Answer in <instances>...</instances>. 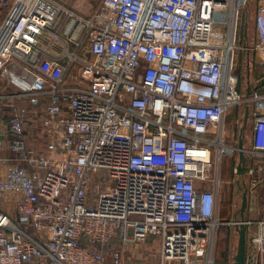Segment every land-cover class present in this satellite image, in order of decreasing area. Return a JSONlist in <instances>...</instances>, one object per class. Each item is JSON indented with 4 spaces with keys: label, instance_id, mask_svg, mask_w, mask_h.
Instances as JSON below:
<instances>
[{
    "label": "built area",
    "instance_id": "1",
    "mask_svg": "<svg viewBox=\"0 0 264 264\" xmlns=\"http://www.w3.org/2000/svg\"><path fill=\"white\" fill-rule=\"evenodd\" d=\"M249 1L100 0L84 14L58 0H4L0 80L16 92L7 96L12 157L0 159V204L15 211L0 207V264H143L129 250L152 235L162 264H190L194 254L214 264L217 229L241 225L245 264H264V85L247 94L242 82L264 81V0L255 43L240 45ZM249 51L254 63L239 58ZM34 108L41 146L27 135ZM225 183L246 191L244 216L241 199L221 218ZM115 238L110 255L96 246Z\"/></svg>",
    "mask_w": 264,
    "mask_h": 264
},
{
    "label": "rangeland",
    "instance_id": "2",
    "mask_svg": "<svg viewBox=\"0 0 264 264\" xmlns=\"http://www.w3.org/2000/svg\"><path fill=\"white\" fill-rule=\"evenodd\" d=\"M61 3H63L64 5H68L69 7H74V5H72L71 1L72 0H58ZM73 1H77V0H73ZM79 8H76L79 12L84 13V14H90L92 13L98 6H99V2L100 0H79ZM66 5V6H67ZM246 10L245 13L242 16V21L244 24H247V26L244 25V28L242 30V32L240 33V38H239V44L241 45L242 43H247V44H254L256 41V32H255V23H254V19H255V15H256V10H257V1L256 0H250L248 3V6H246ZM247 16V17H246ZM249 54V55H248ZM242 55L248 59V57L250 58V61H252L254 63V60L256 59V55L254 52L249 51V53H239V58H242ZM247 81V75L243 78L242 82L243 84H245ZM237 108H232L230 110V115L227 118V129H228V140L230 141L231 138L233 137V132L237 130V124H236V119H237ZM40 113H38V115L36 116V118H39ZM252 123V119L249 118V123H248V127L246 130V136H245V141H244V145L245 148H250V141H249V137H250V125ZM36 127H38L39 123L37 121L36 123ZM35 135L38 136L39 135V127L38 130H36ZM43 143V138H41L40 136L37 137L35 139L34 145L35 146H41V144ZM234 157L232 156V152L230 150H227L224 153V159H223V168H222V177L226 180V181H230L233 178V172H232V167L234 164ZM104 172H102L103 174ZM238 176V175H237ZM240 178L243 179H248V174L244 173L243 175H239ZM233 180V179H232ZM232 191V193H231ZM234 193V195H233ZM223 194H224V199L222 202V208L220 210V216L221 218H231L234 216V214L236 213V208H235V201H241L242 199V193L239 189V187L237 185H232L230 183H225L224 187H223ZM234 202V203H233ZM232 203H233V207H232ZM240 209V207H239ZM238 217H241V213H238ZM230 229V233H231V238L227 241V243H224V235H225V231ZM235 230H232V228L228 227V226H222L220 228L217 229L216 231V239L214 240L213 245L211 246L212 248H214V258H215V262L214 264H224V262L220 261L218 263V256H219V252L221 251L222 248H228V264H232L233 260H234V256L236 255V250H237V246H238V234H234ZM214 236V237H215ZM158 237H155V235H152L151 238H149L148 243L146 245H133L130 247V257H133L135 260L143 263V264H162L161 261V257L159 254V241L157 240ZM118 248V247H117ZM203 248H205L207 250V252H209V246L208 244H206V247L204 246ZM112 253V252H111ZM105 254V253H104ZM106 255H110L106 254ZM201 258L200 255L198 254H194L192 256V261L190 262V264H201L200 262ZM166 264H183L180 261H169L166 262Z\"/></svg>",
    "mask_w": 264,
    "mask_h": 264
},
{
    "label": "crops",
    "instance_id": "3",
    "mask_svg": "<svg viewBox=\"0 0 264 264\" xmlns=\"http://www.w3.org/2000/svg\"><path fill=\"white\" fill-rule=\"evenodd\" d=\"M78 1L79 0L77 1L72 0L71 3L72 5H74V7L79 8ZM9 11H10V7L4 5V0H0V27L2 26V24L5 22L6 18L8 17ZM15 92H16V89L13 86L7 85V83L4 80H0V159L3 157H12V154L9 150L10 122H9V108H8V97L7 96L9 94H14ZM35 109L36 108H34V110L31 112L30 121L28 123V128H27L28 138L30 139V142L33 145H34L35 139L41 136L39 125H38L39 135L36 136L35 132L36 130H38V127H36L37 126L36 123L37 121L39 123V119L42 114V111L40 109H36V110ZM38 113H40V116L39 118H36ZM3 168L4 166L2 165V163H0V170L2 171ZM8 204L3 202L2 204H0V207L5 209L6 211L14 213L15 210L13 209L12 203H8Z\"/></svg>",
    "mask_w": 264,
    "mask_h": 264
},
{
    "label": "water",
    "instance_id": "4",
    "mask_svg": "<svg viewBox=\"0 0 264 264\" xmlns=\"http://www.w3.org/2000/svg\"><path fill=\"white\" fill-rule=\"evenodd\" d=\"M249 55V54H248ZM249 86L247 89V94H251L254 91H256L257 89H259L261 86L264 85V81L258 82L254 85H251V79H250V75L247 76V81H246ZM244 118H243V123L241 126V136L239 139V148L242 149L239 155V162L237 165V169H238V174L239 175H243L248 167L245 166L246 162L249 160L248 155H246L244 153V140H243V135H244V130L246 129L248 122H249V114H250V109L249 106H245L244 109ZM247 203H248V197H247V193L246 191L243 192V196H242V205L240 208V213L241 216H244L246 207H247ZM238 232V246H237V250H236V255L234 256V260L232 264H245V259H246V243H247V228L245 225H241V226H237L235 229Z\"/></svg>",
    "mask_w": 264,
    "mask_h": 264
},
{
    "label": "trees",
    "instance_id": "5",
    "mask_svg": "<svg viewBox=\"0 0 264 264\" xmlns=\"http://www.w3.org/2000/svg\"><path fill=\"white\" fill-rule=\"evenodd\" d=\"M224 243H227V241L231 238L230 229L225 231L224 235ZM103 253L105 254H111L117 247L120 246V240L119 238L113 239V241L109 244H97L96 245ZM228 249V248H227ZM225 247L221 249L218 256V263L220 261L224 262V264H228V250Z\"/></svg>",
    "mask_w": 264,
    "mask_h": 264
}]
</instances>
